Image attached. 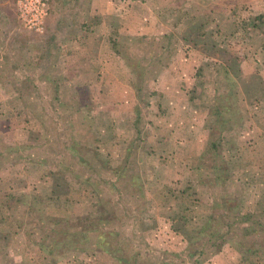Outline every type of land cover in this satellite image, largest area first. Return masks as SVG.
I'll return each mask as SVG.
<instances>
[{
	"label": "rangeland",
	"instance_id": "obj_1",
	"mask_svg": "<svg viewBox=\"0 0 264 264\" xmlns=\"http://www.w3.org/2000/svg\"><path fill=\"white\" fill-rule=\"evenodd\" d=\"M216 1L141 0L127 11L126 0L98 1L96 13H106L101 18L104 25L124 22V27L133 30L124 32V51L113 52L126 62H65L62 78H42L47 74L42 70L48 65L45 62L2 63L0 248L5 244L3 235L18 232L17 249L24 238L32 246L44 247L48 264H121L115 256H121L124 264H165L163 260L169 257L174 264H264L262 227L248 234L240 224L232 231L222 228L215 237L204 235L195 240L205 222V228L209 227L211 214L218 218L217 224L248 214L263 217L256 219L264 223V100L258 102L254 88L247 91L251 97L243 92L248 81L258 80L238 79L264 68L255 61L228 63L238 55L247 59L251 48L262 44L264 33L252 32L246 41L224 37L221 43L226 48L213 45L214 37L207 34L208 47L200 50L206 59L196 62L198 52L191 54L193 72L197 66L198 72L186 86L199 107L201 102L208 109L203 118L208 143L199 163L193 155L184 157L175 148L177 143L167 141L163 126L161 134L156 126L171 125L176 118L182 122L177 127L186 129V112L167 110V95L156 88L153 76L167 61L179 57V62L188 55L180 47L202 30L199 24L206 23L208 31L214 28L211 15L205 17L208 9L230 5ZM261 6L264 8V1ZM218 14L225 16L221 9ZM251 14L241 17L237 31L251 17L254 24L264 22L258 14ZM144 27L149 29L134 32ZM258 54L264 57V52ZM37 55L42 60L39 52ZM180 67L184 69L178 63L176 69ZM201 70L204 72L199 73ZM124 87L129 92L126 100ZM132 98L137 104L125 103ZM216 109L220 111L217 115ZM193 112L194 118L203 113L197 108ZM135 136L141 140L133 142ZM212 140L219 149L210 147ZM151 145L157 151L154 154L148 149ZM103 178L114 186L102 182ZM97 208L105 209L98 214L107 220L96 219ZM88 209L95 220H67L85 217ZM54 218L67 222L62 226ZM94 225L112 230V236L94 234L98 232ZM65 227L69 231L87 227L94 235L85 238L82 233L71 247L67 244L72 240H63L79 235L64 237L68 233L63 231ZM206 238L204 250L190 258L188 252ZM63 247L67 249L62 257ZM133 254L137 256L133 258Z\"/></svg>",
	"mask_w": 264,
	"mask_h": 264
},
{
	"label": "crops",
	"instance_id": "obj_2",
	"mask_svg": "<svg viewBox=\"0 0 264 264\" xmlns=\"http://www.w3.org/2000/svg\"><path fill=\"white\" fill-rule=\"evenodd\" d=\"M98 1L100 0H50L49 14L47 16L45 30L42 33H37L25 29L20 24L14 9L15 0H0V67L2 66L3 62H6L7 65L13 62H15L14 64H17V62H45L48 63V67L44 65L46 67H43L42 70L43 73L47 74L41 75L42 78H62L65 77L64 73L66 70L63 68V64L65 62H93L94 64L96 62H126L124 60V57H120L121 59L115 58L113 56V52L116 53V51H124V32L131 33L130 31L133 30L129 26L127 28L124 27V22L120 23V25L115 26H112L110 24L104 25L101 18H103L104 14L106 13H103V11H101L100 13H102L103 16H100L99 14L97 15L96 7L98 5ZM140 1L141 0H126V2L124 3V5L128 4L126 11L132 10L133 6H138V2ZM263 1L264 0L216 1V3H223L225 6L227 5V3H230V5L225 9H223L222 7L208 9L205 17L207 18V15H211L210 21L215 22L214 28L208 31L205 30L207 29L205 27L206 23L199 24L198 26L202 30L197 32L196 37H191L192 41L188 39V43H186L185 46L180 47V49H183V47L187 49L185 52H189L188 55H184L183 60L179 62L177 61L179 57L176 60L174 58V61H167L168 64L162 67L158 71V74L156 76H153V78H155L154 82L158 84L156 85V88L160 91H163L164 96L167 95V97L165 98V101H168L167 110L173 111L174 113L180 112L182 110L186 112L184 117V125L186 129L182 130L180 126L177 127V124H180L182 122L180 120L176 121V118L170 121L172 123L171 125L157 124L156 126L158 127L159 131L161 130V126H163V133H165V136L169 137V140L167 141L173 142L174 144L177 143L178 146H175V148L183 151L184 157L193 155L192 159L196 163L200 162V158L202 156L201 153L204 151L208 143V130L206 129L208 125L204 124L203 120V118L207 116L208 109L205 108V106L201 102V107H199V102L195 101V98L192 97V95L189 93L191 92L188 88L189 86H186L187 82L190 83V81H192L193 73L196 74L198 72V66L193 72L194 63L191 54L196 55L195 52H198L199 55L197 54L198 58L196 59V62H202L203 58L206 59V57H204L205 54L200 50L205 51L208 47L206 42L207 34H210L212 37H214L215 40L212 43L213 45H219L226 48V43H221L223 40H226L224 37H227V40L229 41L230 39H234L236 37H242L240 40H238L246 41L248 40L247 35L252 32L260 34L264 33L263 20H261L259 24H254L252 22V17L249 20L250 22L248 21L249 23L244 22L246 28L245 26L244 28L240 26L239 31H237L238 27H236L238 26V23H240L239 21L241 20V17L246 18L247 15L251 13L258 14V18H264V8L261 6ZM172 5H174L173 7H175V3H172ZM220 9L223 10L225 16L220 17L221 15H216V13ZM239 15L240 18H238ZM109 21H111V19H109ZM224 25H228L232 28H227L226 30L224 28ZM128 28L130 31L128 30ZM148 29V27H144L143 30L134 32L143 33ZM31 33H34L35 35H31ZM163 33L165 34L168 32ZM237 33H239V36H237ZM219 37H221V40ZM198 39L202 40L200 45L196 43ZM217 40L218 42H216ZM237 47L239 48V45H237ZM227 49L230 48L227 47ZM38 52L40 53L42 60H40V57L37 55ZM260 52H264V40L261 45L257 46V49L251 48V54L247 56V59H242L241 55L237 54L238 56H235L233 62L228 63H235L236 59H238L239 62L255 61L258 62V64L260 63L264 68V57H260V55L258 54ZM31 54H35L34 57H30L29 55ZM178 63L182 66L184 65V69L180 67L181 69L177 70L176 66ZM217 63L221 67L223 66V62H216V64ZM187 67L189 68L187 69ZM29 68L30 67H28V70ZM208 68L212 69L211 66H208ZM203 72L204 71L202 70L199 71V73ZM211 72H213V74L217 73V71ZM55 73H57L58 75H55ZM226 75L229 74L226 72ZM246 77H248L249 80H258V82L256 83H254L253 81H248V87H244L243 89V92L247 94L246 97H251V93L247 91L253 90L252 88H254L256 89L254 91L256 96L258 97V102H261V100L263 101L264 70H254L249 73V76L241 75L238 79H245ZM168 78L170 79L169 83L167 82ZM252 85L256 86L252 87ZM132 93L134 94L135 91H133ZM126 96H129V92L124 87L125 100L128 98ZM256 96L254 95L255 98ZM130 102H132V104ZM258 102L254 103L253 106L257 107ZM125 103H128L130 105H133L134 103L137 104L136 100L133 98L130 99L129 102ZM194 108L201 109L203 111L202 115L200 116L201 118L193 117ZM174 113L172 115H174ZM135 124L136 121L132 122V126H134ZM162 131H160L159 134H161ZM163 135L164 134H162L161 137H163ZM177 137H179L181 140H178ZM139 140H141V138L135 136L133 142H137ZM142 141L139 143L140 147L142 146ZM148 149L154 150L151 152L152 154L157 152L152 145L151 147H148ZM174 155H177V152H174ZM194 165L195 164H192L191 166ZM77 191L78 190H76V192ZM67 198L71 200V198ZM73 202L76 201L73 200ZM54 219L57 224H61L62 226H64L65 222H67L63 218ZM72 219H74L75 223H85L82 222L81 219L83 221L95 220V218L91 215L87 218H68L67 220ZM68 227L69 229L71 228L70 226ZM69 229H67L66 227L64 228V232L68 231V233H66L64 237H71L73 231H79V234H77L79 236L76 235L77 237L72 238V242L67 244L71 247H74L76 245V241L78 238H80V235L82 233L85 238H88L89 236L92 237L94 234H100L99 232L90 234V231L87 227H81L78 229H74L73 231H69ZM89 229L93 230V228ZM17 234H14L12 232L8 236L3 235L5 244L0 248V250L3 251L2 253H0L1 264H31V262L33 261H35L33 262L35 264H42V261L43 264H48V262L46 263L44 261L49 260V258H46V248L32 246L30 245V242H28V239V241H26V239L24 238L23 244L21 245V247H19L18 250V236H16ZM13 244H16V246H13ZM32 249H35V251H32ZM65 249H67V247H63L62 249H60V255L62 257L64 255L63 251ZM32 252L35 253L32 254Z\"/></svg>",
	"mask_w": 264,
	"mask_h": 264
},
{
	"label": "trees",
	"instance_id": "obj_3",
	"mask_svg": "<svg viewBox=\"0 0 264 264\" xmlns=\"http://www.w3.org/2000/svg\"><path fill=\"white\" fill-rule=\"evenodd\" d=\"M34 55L35 54H31V55H29L30 57L32 56V57H34ZM219 109H216L215 110V115H217V114H219ZM223 115V114H222ZM234 116V115H233ZM224 117V116H223ZM59 118V117H58ZM225 118H227V117H225ZM58 121H59V119L56 121V125H58ZM63 128V127H62ZM61 128V129H62ZM59 128L56 126V130H57V133H59V130H58ZM218 141V140H217ZM210 147H213V149H215V148H217V149H219L218 148V142H216L215 140H212L210 143ZM216 149V150H217ZM72 155H75L79 160H82V161H84V159L83 158H81V155L79 154V153H76V154H72ZM85 165L86 166H88L89 164L87 163V162H85ZM102 182H104V183H108V184H111L110 186H114V182L112 181V182H109V179H107V178H103L102 179ZM60 195V194H59ZM66 197V196H65ZM102 203V202H101ZM105 209L104 208H97V215L99 216V218L98 219H106L107 220V218H102V211H104ZM96 211V210H95ZM182 211V213H185L184 212V210H181ZM99 212H102L101 214H98ZM91 214V216H92V212H91V210H87L86 211V216H85V218H87L88 217V215H90ZM105 216H108L107 215V213L106 214H104ZM210 218H212L211 219V223L209 222V227L208 228H205V225H206V222L204 223V226L203 227H200V229L199 230H201V232H200V234L199 235H197V237L195 238V240H197V239H200V237L202 238V237H205L204 235H206V236H208L207 238H209V237H215V236H217L218 235V233H219V231H220V229H222V228H225V229H227L226 230V232H228V231H232L233 229H234V227H236L237 225H240V224H243V226H244V228H245V232H247L248 234L249 233H252V232H254V231H258V230H260V229H264V223L263 222H260L259 220H257L256 218H263V217H254V215H252V214H248V215H241L239 218H228L227 219V221H224V222H220L221 224H217V219L218 218H215V216H214V214H211L210 216H209ZM208 217V218H209ZM211 224H212V226H211ZM262 227V228H261ZM94 228H96L97 230H98V232H100L101 234H103V235H110V236H112V233H113V231L112 230H106V229H101L100 228V226H94ZM225 231V230H224ZM73 233L75 234V235H77V234H79L78 233V231H73ZM73 233H72V235H73ZM72 237V236H71ZM187 240H189V239H191V237L189 236V235H187ZM205 239L204 240V242H203V244L201 245V246H198V247H196V248H194V249H192V250H190L189 252H188V255H189V257L191 258V256H193L195 253H201L203 250H204V247H205V244L207 243V241H208V239ZM70 240H72L71 238H67V239H64L63 241L64 242H68V241H70ZM195 240H193V241H195ZM60 240H58V241H55V244H58V242H59ZM190 241V240H189ZM189 245H191V244H189ZM165 252L166 253H168V254H172V252H170V251H168V250H165ZM115 255L113 254V257H114ZM137 256V254H133L132 255V257L134 258V257H136ZM116 257V260L117 261H119L121 264H124L122 261V257L121 256H115ZM114 257V258H115ZM124 261H125V257H124ZM163 262L165 263V264H174L173 263V260L169 257V258H166V259H164L163 260ZM176 263V262H175Z\"/></svg>",
	"mask_w": 264,
	"mask_h": 264
},
{
	"label": "built area",
	"instance_id": "obj_4",
	"mask_svg": "<svg viewBox=\"0 0 264 264\" xmlns=\"http://www.w3.org/2000/svg\"><path fill=\"white\" fill-rule=\"evenodd\" d=\"M50 0H15V13L20 24L27 30L42 33L49 14Z\"/></svg>",
	"mask_w": 264,
	"mask_h": 264
}]
</instances>
